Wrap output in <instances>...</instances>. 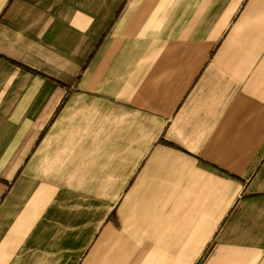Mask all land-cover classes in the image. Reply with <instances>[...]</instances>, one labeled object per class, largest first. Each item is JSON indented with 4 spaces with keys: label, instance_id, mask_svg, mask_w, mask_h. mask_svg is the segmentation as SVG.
Segmentation results:
<instances>
[{
    "label": "crops",
    "instance_id": "0c3cea01",
    "mask_svg": "<svg viewBox=\"0 0 264 264\" xmlns=\"http://www.w3.org/2000/svg\"><path fill=\"white\" fill-rule=\"evenodd\" d=\"M0 264H264V0H0Z\"/></svg>",
    "mask_w": 264,
    "mask_h": 264
},
{
    "label": "trees",
    "instance_id": "16d2710c",
    "mask_svg": "<svg viewBox=\"0 0 264 264\" xmlns=\"http://www.w3.org/2000/svg\"><path fill=\"white\" fill-rule=\"evenodd\" d=\"M85 66H86V65H83V66L81 67V73L84 71ZM79 78H80V76L76 77V81H78ZM63 86L65 87V85H63Z\"/></svg>",
    "mask_w": 264,
    "mask_h": 264
}]
</instances>
